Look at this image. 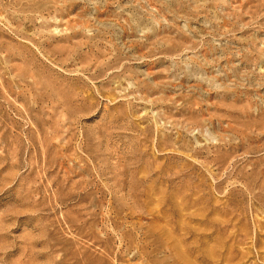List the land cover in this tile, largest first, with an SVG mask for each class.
<instances>
[{
	"label": "rangeland",
	"instance_id": "374dc122",
	"mask_svg": "<svg viewBox=\"0 0 264 264\" xmlns=\"http://www.w3.org/2000/svg\"><path fill=\"white\" fill-rule=\"evenodd\" d=\"M0 264H264V0H0Z\"/></svg>",
	"mask_w": 264,
	"mask_h": 264
}]
</instances>
